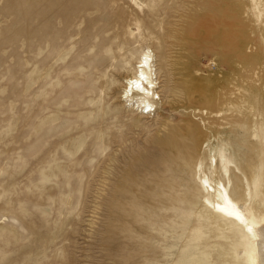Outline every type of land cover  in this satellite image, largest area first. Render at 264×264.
I'll list each match as a JSON object with an SVG mask.
<instances>
[{"label": "rangeland", "instance_id": "1", "mask_svg": "<svg viewBox=\"0 0 264 264\" xmlns=\"http://www.w3.org/2000/svg\"><path fill=\"white\" fill-rule=\"evenodd\" d=\"M215 184L264 225V0H0V264H251Z\"/></svg>", "mask_w": 264, "mask_h": 264}, {"label": "bare ground", "instance_id": "2", "mask_svg": "<svg viewBox=\"0 0 264 264\" xmlns=\"http://www.w3.org/2000/svg\"><path fill=\"white\" fill-rule=\"evenodd\" d=\"M237 44L240 45L239 43ZM239 52H241L240 49ZM119 54L122 55L118 56L117 53L112 62L109 61V58L112 55H109L110 57L107 56L108 58H106L107 60L105 64L101 65V70L96 80L99 76L105 74V70L110 64L117 63L116 67H119L122 64V56L127 54V51H123ZM116 57L118 59L117 61H115ZM128 57L129 56L126 58ZM247 59L248 58L245 57L244 60ZM157 69L158 68H156L153 57L149 53V49H147V51H141L133 64L131 73L125 76L123 79V90L119 95L120 101L128 102L127 105H130L133 108L136 107V109H141L144 113L153 111L155 101L161 99L160 93L163 92V89H160ZM102 85L103 79H99L98 83H96V86L101 87ZM187 140L189 141V139ZM180 146L181 145H179V148ZM187 146L190 147L189 144H187ZM212 186L216 187L215 191L218 200L209 202V208L216 214L238 224L242 228L243 232L249 235L253 246L251 264H264V225L256 223L245 206L242 203L232 199L227 190L222 185L215 184ZM217 186H220L221 188L218 189Z\"/></svg>", "mask_w": 264, "mask_h": 264}]
</instances>
